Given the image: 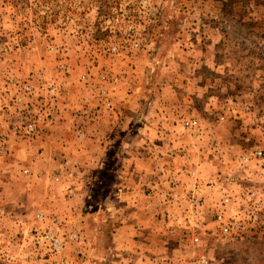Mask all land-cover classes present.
<instances>
[{
  "label": "rangeland",
  "instance_id": "obj_1",
  "mask_svg": "<svg viewBox=\"0 0 264 264\" xmlns=\"http://www.w3.org/2000/svg\"><path fill=\"white\" fill-rule=\"evenodd\" d=\"M133 40L139 48L132 47ZM112 44L119 51L105 55ZM93 67L108 69L119 82L130 70L138 76L134 84L145 86L146 76L159 78L171 67L185 80L215 84L199 95L187 93L180 128L189 132L186 146L193 162L184 171L186 182L166 181L170 188L181 186L180 193H168L175 201L167 260L196 264L205 255L209 264H264V0H0V200L8 209L18 213L9 196L29 192L38 199L41 178V172L16 164L19 159L8 146L18 137H35L23 134L25 119L34 113L17 112L12 102L17 89L10 81L33 85L28 105L49 99L38 91L41 79L57 85L56 103L69 80L81 90L90 88L96 101L95 89L80 80ZM192 118L197 128L183 126ZM255 151L259 156L253 157ZM191 171L203 185L201 216L191 210ZM208 178L216 183L206 185ZM31 183L35 187L25 192ZM216 212L223 214L228 233ZM6 225L0 221L1 228ZM2 249L0 264L14 263L3 258Z\"/></svg>",
  "mask_w": 264,
  "mask_h": 264
},
{
  "label": "crops",
  "instance_id": "obj_2",
  "mask_svg": "<svg viewBox=\"0 0 264 264\" xmlns=\"http://www.w3.org/2000/svg\"><path fill=\"white\" fill-rule=\"evenodd\" d=\"M171 68L159 78L146 76L147 86L134 84L138 76L125 69L113 94L114 114L97 109L90 88L81 90L69 80L53 123L40 124L31 140L9 141L16 164L41 172L38 199L27 190L35 187L31 183L26 196L8 194L10 201L18 213L25 211L27 226L40 211L56 223L37 225L66 236L61 253L44 261L23 251L11 231L14 240H6L3 249L15 259L12 264H164L169 259L175 200L168 193H180L181 186L170 188L166 181H187L184 171L193 162L186 146L189 132L180 128L187 93L215 87L185 80ZM64 159L76 161L71 177L64 173ZM69 233L77 237L69 239Z\"/></svg>",
  "mask_w": 264,
  "mask_h": 264
},
{
  "label": "built area",
  "instance_id": "obj_3",
  "mask_svg": "<svg viewBox=\"0 0 264 264\" xmlns=\"http://www.w3.org/2000/svg\"><path fill=\"white\" fill-rule=\"evenodd\" d=\"M128 29L133 31L134 25L130 24ZM139 41L133 40L132 47L137 49L140 47ZM119 51V47L117 45H108L106 47L105 55H115ZM92 69L85 71L80 75V80L95 89L97 109L102 108L104 110H109L111 112H115V103L113 99V94L115 92V86L119 82V77L111 73L108 69ZM42 78L40 74L37 75ZM40 82L38 87V91L45 92V95L49 97V99H41L40 102L32 103L31 105L27 104L26 98L32 96L35 91L33 89V85L30 82L17 83L15 81H10L12 86L17 89V95L13 97L12 102L16 107L17 112L23 115L25 112L34 113V117L25 119L23 123V134L28 137H33L37 134L38 129L37 125L45 124L51 125L55 119V114L57 111V95H59V90L57 85L54 83H47L46 81ZM21 115V114H20ZM22 115V117H24ZM26 118V116H25ZM183 126L186 128L195 129L198 127L197 119H186L183 121ZM39 127V126H38ZM260 151H255L253 157L259 156ZM249 157L242 156L241 162L248 163ZM63 168L65 169V173L68 177H71L72 170L71 167H76L75 160L64 159L62 162ZM70 167V168H69ZM190 176L193 179L191 183V210L192 213L201 216L202 214V198L198 194L200 190L203 188L200 180L198 181V174L196 171H191ZM58 178V177H57ZM215 178H208L206 181V185H214L216 183ZM227 182H233V177H228L226 179ZM176 196V194H174ZM223 202H229V198L226 196L223 199ZM227 205V204H226ZM216 220L222 224L221 230L225 233L230 231L229 225L224 222V216L220 212L215 213ZM25 214L16 213L13 210L8 209L3 204H1L0 200V221L5 220V222L10 223V227H0V237L2 236L1 242H3L0 248H3L5 245V241L9 240L11 237L14 240L19 239L20 248L25 251L26 249L30 251L32 254L36 256L37 259H42L44 261H49L52 257L61 253L64 248L66 242V236L60 234L59 232H53L50 229H43L37 223L41 222H50L56 223V218L54 216L44 215L42 212H36L34 214V223L30 226L26 225L27 219L25 218ZM7 223V224H8ZM11 231H14V237L11 236ZM6 236V237H5ZM77 237L73 233H69L68 238L74 239ZM195 241L197 238H194ZM10 242V240H9ZM7 244L9 247L10 244ZM1 244V243H0ZM5 250V249H2ZM3 258L11 261L15 260L9 253L8 250L3 251ZM164 264H170L169 260H164ZM196 264H209L207 257L205 255H200L196 261Z\"/></svg>",
  "mask_w": 264,
  "mask_h": 264
}]
</instances>
